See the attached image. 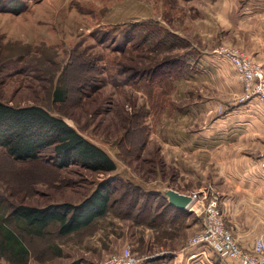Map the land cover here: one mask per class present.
I'll list each match as a JSON object with an SVG mask.
<instances>
[{"label": "rangeland", "instance_id": "374dc122", "mask_svg": "<svg viewBox=\"0 0 264 264\" xmlns=\"http://www.w3.org/2000/svg\"><path fill=\"white\" fill-rule=\"evenodd\" d=\"M252 1L0 0V102L43 107L115 165L106 173L59 168L50 150L20 162L0 145V218L21 205H79L112 183L109 212L89 226L26 235L28 264H103L124 250L143 264L183 250L200 232L203 205L216 194L192 190L196 183L180 176L190 164L179 162L215 123L262 106L244 100L218 54L235 49L264 72L245 52ZM168 189L187 191L193 204L164 222L160 195Z\"/></svg>", "mask_w": 264, "mask_h": 264}, {"label": "crops", "instance_id": "0c3cea01", "mask_svg": "<svg viewBox=\"0 0 264 264\" xmlns=\"http://www.w3.org/2000/svg\"><path fill=\"white\" fill-rule=\"evenodd\" d=\"M252 2V25L246 32L251 41L245 52L251 54L264 69V0ZM253 108L255 115L250 117H230L215 123V128L211 127L199 142L192 143L189 154L179 162L180 166L190 164L189 172L187 168L180 167V176L189 175L187 179L196 183L192 190L202 192L209 188L212 194L218 196L226 226L238 244L247 251L253 249L256 238L262 237L264 240V170L259 166V158L264 153V108L256 105ZM198 182L201 184L198 185ZM175 192L192 198L187 191ZM163 196L167 199L166 193ZM176 209L184 212L189 208ZM192 230L198 232L194 228ZM168 254H160V258L148 262L238 264L230 259H221L204 247L184 248Z\"/></svg>", "mask_w": 264, "mask_h": 264}, {"label": "trees", "instance_id": "16d2710c", "mask_svg": "<svg viewBox=\"0 0 264 264\" xmlns=\"http://www.w3.org/2000/svg\"><path fill=\"white\" fill-rule=\"evenodd\" d=\"M62 96L60 92L53 99L61 102L64 99ZM0 145L12 159L20 162L37 160L42 153L50 150L59 168L79 164L98 173L115 169L114 163L103 150L40 106L14 108L0 102ZM111 186L108 180L100 183L79 205L63 203L46 208L16 207L7 218H0V258L7 264H28L26 235L43 236L49 225L57 227L59 236L89 226L109 212ZM160 198L163 200V211L158 214V218L167 222L171 221L165 217L168 213L183 215V211L174 208L165 197L160 195ZM148 208L149 212L151 208ZM11 220L15 225L18 222L17 228L8 224Z\"/></svg>", "mask_w": 264, "mask_h": 264}, {"label": "built area", "instance_id": "2783aa9c", "mask_svg": "<svg viewBox=\"0 0 264 264\" xmlns=\"http://www.w3.org/2000/svg\"><path fill=\"white\" fill-rule=\"evenodd\" d=\"M218 54L230 61L234 72L244 88V100L255 97L264 108V72L252 60L237 50L221 49ZM259 166L264 170V153L259 158ZM203 224L199 233L191 237L185 249L207 248L221 259H230L238 264H264V240L255 239L250 251L241 247L225 224L219 209L218 197L212 196L203 205ZM103 264H140L128 250L107 258Z\"/></svg>", "mask_w": 264, "mask_h": 264}, {"label": "water", "instance_id": "95a60500", "mask_svg": "<svg viewBox=\"0 0 264 264\" xmlns=\"http://www.w3.org/2000/svg\"><path fill=\"white\" fill-rule=\"evenodd\" d=\"M166 196H167L168 202L171 205L181 210L186 208V204L189 202V198H190L186 195L178 194L177 192L173 190H168L166 192Z\"/></svg>", "mask_w": 264, "mask_h": 264}, {"label": "bare ground", "instance_id": "6f19581e", "mask_svg": "<svg viewBox=\"0 0 264 264\" xmlns=\"http://www.w3.org/2000/svg\"><path fill=\"white\" fill-rule=\"evenodd\" d=\"M192 202H193V199L192 198H189V202L186 204V208H190L192 206L191 204H193Z\"/></svg>", "mask_w": 264, "mask_h": 264}]
</instances>
